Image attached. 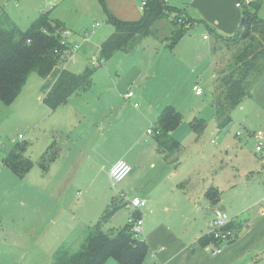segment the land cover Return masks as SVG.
Masks as SVG:
<instances>
[{"label": "rangeland", "instance_id": "obj_1", "mask_svg": "<svg viewBox=\"0 0 264 264\" xmlns=\"http://www.w3.org/2000/svg\"><path fill=\"white\" fill-rule=\"evenodd\" d=\"M59 1L0 0V8L20 29L26 30L45 11L65 23L76 43H80L79 35L98 23L75 59L63 60L72 72L91 71L89 80L63 104L51 109L42 102L45 79L36 72L28 75L12 103L0 99V264H50L61 243L78 239L82 225H94L115 207L112 200L117 192L125 194L124 200L131 199L133 188L125 185L134 182V174L130 172L113 188L105 167L115 159H136L142 151L147 155L150 142L155 150L158 105L161 109L171 106L179 115L171 134L180 144L175 170L185 187L218 180L222 183L219 197L231 206L240 205L248 189L264 190V154L255 150L256 133H264V73L254 79L250 96L232 110L230 122L218 129L213 84L232 52L216 50L211 68L204 56L212 36L203 39L200 25L181 28L186 33L170 46L173 30L164 22H171L172 14L164 11L166 21L164 27L154 26L156 35L145 36L133 50L101 58L98 43L113 27L97 8L98 0ZM258 16L264 19V13ZM203 32L209 35L204 28ZM96 58H101L98 66L92 64ZM193 86L200 88L201 96ZM128 90L135 95L138 108L132 105L133 99L125 98ZM196 119L204 124L199 137L191 126ZM146 129L153 132L147 134ZM55 141L57 158L45 170L41 156ZM17 147H23L30 162L22 176L4 164L7 154ZM82 149L87 158L80 156ZM171 164L174 168L175 163ZM117 199V209L105 229L120 228L133 216L132 209ZM106 264L116 261L109 258Z\"/></svg>", "mask_w": 264, "mask_h": 264}, {"label": "trees", "instance_id": "obj_2", "mask_svg": "<svg viewBox=\"0 0 264 264\" xmlns=\"http://www.w3.org/2000/svg\"><path fill=\"white\" fill-rule=\"evenodd\" d=\"M257 7L258 4L253 2L245 9L234 35L227 37L212 30L208 32L212 36L209 44L212 56L216 50L223 48L232 52L225 66L217 72L213 84L218 129L230 122L232 110L250 96L254 79L264 73V19L258 17ZM164 11L172 14L170 24L173 31L169 33L172 46L186 33L180 31L181 28L193 24L189 18L175 13L169 3L149 0L142 17L137 21L119 20L105 9L107 22L112 25L113 32L98 43L97 51L101 58H108L119 50H133L145 36L154 35L152 27L164 15ZM61 28V22L51 18L47 12H41L26 30H22L0 8V99L3 103L8 105L16 99L31 72L45 79L42 85L44 91L53 82L42 98V102L51 109L63 104L78 87L89 80L91 71L88 68L76 73L66 68L59 70L57 67V64L63 62L66 50L59 38ZM178 123V112L171 106L162 109L155 123L158 149L163 159L175 163V167L180 163L176 155L180 144L171 132ZM191 126L199 137L204 128L203 122L196 119ZM22 150L23 147L13 149L4 160V164L17 176H22L24 171L30 169V162ZM58 152L56 144L48 146L40 161L45 170L49 165L44 163L50 164ZM205 194L212 204L218 201L219 190L216 187H209ZM117 198L112 200L115 207L103 213L94 225L84 227L78 239L61 243L54 250L50 264H106L109 258L118 264H141L147 245L137 237L129 221L120 228L105 229V223L117 209ZM227 227L232 230L230 223ZM208 238L215 245L219 243L212 236Z\"/></svg>", "mask_w": 264, "mask_h": 264}, {"label": "crops", "instance_id": "obj_3", "mask_svg": "<svg viewBox=\"0 0 264 264\" xmlns=\"http://www.w3.org/2000/svg\"><path fill=\"white\" fill-rule=\"evenodd\" d=\"M60 1L62 3L65 0ZM171 1L184 5L170 3ZM171 1L169 4L174 12L189 18L193 25H200L199 34H202L203 39L208 40H210V34L207 36L203 28L207 33L212 30L227 37L234 35L239 27L242 13L253 2L258 4L257 13H264V0ZM237 2L241 5L237 6ZM97 3V8L104 16H107L106 9L109 14L122 21H137L143 15L139 0H98ZM56 18L59 22H63ZM164 21H166L164 16L155 21L152 27L155 35L157 33L154 26L159 23L164 27ZM164 23L172 26L168 21ZM62 24L65 27V23ZM209 44L210 42H208L209 51L206 52L204 60H209L212 68ZM196 95L201 96L202 93ZM133 98L128 100L131 101ZM133 101H137L136 98L131 102ZM162 109L158 105L155 112L159 114ZM115 119L120 120L116 114ZM146 133L149 134L147 131ZM60 136L59 139L62 140L64 134L61 133ZM55 144L57 145L56 141L53 145ZM80 153L81 157H88L85 149L80 150ZM162 157L163 154L158 146L154 150L150 142L147 155L142 151L140 157L125 160L132 167L130 174H134V182L126 183L125 186L133 188L131 197L139 196L145 200L144 205L131 208L133 216L142 218V229L137 237L140 236L147 245V252L141 264H264V190L252 192L248 189L240 205H227L220 197L216 203L212 204L205 192L209 187L219 189L222 186L220 181H212L210 184L206 180L201 185L193 184L187 188L183 185L182 177L177 176L176 167L173 168L172 164ZM56 158L49 164L48 169ZM117 160L111 161L105 167L107 174ZM262 163L264 164V161ZM145 172L147 175L145 182L142 183ZM81 204L83 201L79 203ZM215 209L226 212L234 233L229 241L218 245L211 243L208 238L209 223L214 217ZM84 227L86 226L82 225V228ZM217 247L220 251H213Z\"/></svg>", "mask_w": 264, "mask_h": 264}, {"label": "built area", "instance_id": "obj_4", "mask_svg": "<svg viewBox=\"0 0 264 264\" xmlns=\"http://www.w3.org/2000/svg\"><path fill=\"white\" fill-rule=\"evenodd\" d=\"M164 3H169L171 0H162ZM149 0H139V7L141 10L145 9ZM237 6H240L241 3L237 2ZM98 26V23L93 25L92 29L89 31H84L83 34L79 35L80 43H76L73 39L75 34L72 33V31L66 29L65 27L61 28L59 30V38L62 45L66 46L65 54L63 56L64 62H70L73 61L76 57L77 52L80 50V45L83 43L89 42L90 36L94 34L95 27ZM207 38V36H204ZM100 58L92 59V64L94 66H98ZM57 67L59 70L65 68L64 63L57 64ZM54 81V80H52ZM53 82H51L52 84ZM51 84L46 88L45 92L49 90ZM194 91L196 94H201L202 91L197 86H194ZM134 94L132 91H128L125 95V98L130 99L133 98ZM132 105L136 108H138L139 103L137 101H133ZM148 133H152L151 129H147ZM256 138L258 140L255 150L257 153L264 154V133L261 131H258L256 133ZM132 167L130 164H128L124 159L117 160L114 165L110 168L108 172V177L111 183V186L113 188H116V185L120 183L125 177L131 172ZM117 197L123 200V206L127 208L132 207H140L145 204V200L142 199L139 196H133L130 200H124L125 194L123 192H117ZM132 224V230L138 234L142 229V218L140 216H132L128 220ZM229 223V217L221 209H215L214 210V217L209 223L210 232L209 236H212L214 239H216L219 243L221 242H227L229 241L232 236L233 232L227 227V224ZM218 243V244H219ZM217 244V245H218ZM213 251L219 252L220 249L217 247Z\"/></svg>", "mask_w": 264, "mask_h": 264}]
</instances>
